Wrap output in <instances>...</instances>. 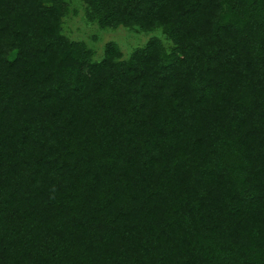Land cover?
<instances>
[{
    "label": "trees",
    "instance_id": "16d2710c",
    "mask_svg": "<svg viewBox=\"0 0 264 264\" xmlns=\"http://www.w3.org/2000/svg\"><path fill=\"white\" fill-rule=\"evenodd\" d=\"M82 1L169 46L0 0V264H264V0Z\"/></svg>",
    "mask_w": 264,
    "mask_h": 264
},
{
    "label": "rangeland",
    "instance_id": "374dc122",
    "mask_svg": "<svg viewBox=\"0 0 264 264\" xmlns=\"http://www.w3.org/2000/svg\"><path fill=\"white\" fill-rule=\"evenodd\" d=\"M67 13L61 19V34L70 41L81 42L91 51V61L98 62L106 43H114L121 59L126 60L131 52L145 45L150 38H157L164 46H169L161 31L141 32L135 27L100 29L95 21L85 18L86 5L82 0H63Z\"/></svg>",
    "mask_w": 264,
    "mask_h": 264
}]
</instances>
